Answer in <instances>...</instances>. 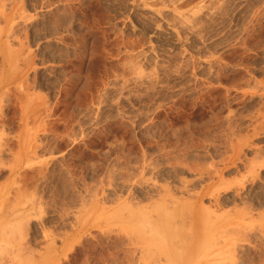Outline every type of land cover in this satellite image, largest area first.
Returning <instances> with one entry per match:
<instances>
[{
  "label": "rangeland",
  "instance_id": "obj_1",
  "mask_svg": "<svg viewBox=\"0 0 264 264\" xmlns=\"http://www.w3.org/2000/svg\"><path fill=\"white\" fill-rule=\"evenodd\" d=\"M0 46V264H137L200 196L264 264V0H0Z\"/></svg>",
  "mask_w": 264,
  "mask_h": 264
},
{
  "label": "bare ground",
  "instance_id": "obj_2",
  "mask_svg": "<svg viewBox=\"0 0 264 264\" xmlns=\"http://www.w3.org/2000/svg\"><path fill=\"white\" fill-rule=\"evenodd\" d=\"M15 71H16V68H15ZM15 74H13V75H15ZM160 199H161V197H160ZM190 199L192 200V198H190ZM195 200H197V199H195ZM214 200H215L214 207H217V210L222 209L223 208L222 206L230 203V201L225 202V201H223L224 199H219V198H216ZM190 201L186 202L185 200H182V201H180V202H182L181 204L176 201L177 204L174 205L173 209H171V210L165 209L167 207H165V204H162L165 207L164 210L165 211L167 210V211L166 212L163 211V213H165V214H161V215H159V212H157L158 215L155 213L156 214L155 217H153L154 215L153 216L147 215L146 214L147 212L144 209H139V211H136V210L134 211V209L131 208L133 211L130 212L129 214H127V216H129V217H127V220L124 221V222L129 223V227H130V223H132V222L134 223V225H132V228L134 226L133 231L134 230L135 231L134 232L130 231L131 233L129 232V234L132 237V235H133L132 232H133V233L137 234L136 236L134 235L135 240L139 241L140 239L141 240L143 239V240H145L143 242H146V243H143L144 244L143 245L141 243L142 241H140L139 242L140 246L138 243V246L136 245V250L133 251L134 254H136V251L139 250L141 252L139 254H142V257L139 258V261L137 262V264H157V263L162 264L163 262L160 260L162 255H163L164 259H166L165 261L168 262L167 264H223V263H221L222 261H220L218 257L222 256L223 253L225 252V244H226L225 239L227 241V238H225V237L228 235V226H229V224L227 225V222H226L227 213L222 214L221 211H220V213L219 212L217 213V210L212 209V210H214V211H212L208 207L205 208L202 206L204 203H201L202 205L201 204L199 205V203L203 201L202 196L199 197V199L196 202L197 204L195 206L192 203H190ZM163 202L165 203V201H163ZM191 202L194 203V200ZM168 203H169V201H168ZM125 206L126 205H124V207ZM158 206H157V208H158ZM166 206H168V205H166ZM160 208H161V206H160ZM116 210H119V208ZM162 210H163V208H162ZM148 213H150L151 215L154 214L151 212H148ZM113 214H115V212ZM115 219H116V217H115ZM163 220H164V223H162ZM116 221L118 222V220H116ZM227 221H229L228 217H227ZM108 222H110V220ZM122 222H123V220H122ZM126 225H128V224H126ZM135 225L140 226V227H138V228H140L139 231H138V229H136L137 226L135 228ZM119 226H117V227H119ZM142 227H145V229ZM120 228H122V227H120ZM123 228H124V226H123ZM20 231H22V230H20ZM16 233L19 234L18 231H16ZM126 233H128V232H126ZM143 233L146 235V237H144ZM10 235H12V234H10ZM138 235H140V236L138 237ZM147 235H148V237H147ZM228 237H229V235H228ZM138 238H140V239H138ZM145 238H147V239L149 238L150 242H147V240ZM19 239H21V238H19ZM127 239H129V238H127ZM130 244H131V241H130ZM153 249H155V250H153ZM234 253H235V251H234ZM134 254L131 253V255H134ZM129 257H130V254H129V256H127V259H129ZM221 260H222V257H221ZM128 261H127L128 264H134L135 263V262L133 263L134 258L133 259L131 258ZM147 261H149V262H147Z\"/></svg>",
  "mask_w": 264,
  "mask_h": 264
}]
</instances>
